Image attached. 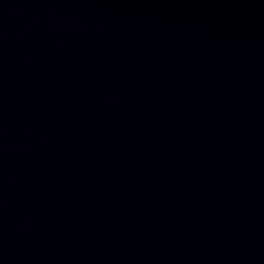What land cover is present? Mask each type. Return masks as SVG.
Wrapping results in <instances>:
<instances>
[{
	"label": "water",
	"instance_id": "95a60500",
	"mask_svg": "<svg viewBox=\"0 0 264 264\" xmlns=\"http://www.w3.org/2000/svg\"><path fill=\"white\" fill-rule=\"evenodd\" d=\"M0 264H264V0H0Z\"/></svg>",
	"mask_w": 264,
	"mask_h": 264
}]
</instances>
